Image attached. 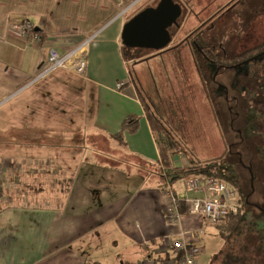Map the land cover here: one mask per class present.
Returning <instances> with one entry per match:
<instances>
[{
  "label": "crops",
  "instance_id": "crops-1",
  "mask_svg": "<svg viewBox=\"0 0 264 264\" xmlns=\"http://www.w3.org/2000/svg\"><path fill=\"white\" fill-rule=\"evenodd\" d=\"M136 7L131 0H0V159H25L42 171L40 185L59 193L42 205L0 210V264H140L166 238L190 243L203 233L197 217L175 225L165 218L167 186L185 195L162 168L129 70L137 61L123 55V28ZM26 20L42 38L38 47L18 33ZM95 32L84 77L60 70L15 96L51 49L64 55ZM131 117L139 128L123 133L121 144L114 136Z\"/></svg>",
  "mask_w": 264,
  "mask_h": 264
},
{
  "label": "rangeland",
  "instance_id": "rangeland-1",
  "mask_svg": "<svg viewBox=\"0 0 264 264\" xmlns=\"http://www.w3.org/2000/svg\"><path fill=\"white\" fill-rule=\"evenodd\" d=\"M137 1L142 2L135 13L160 2ZM176 2L187 11L183 10L178 27L170 30L175 37L168 50L131 49L129 61L137 63L129 70L151 116L163 128L161 137L168 134L179 147L174 150L180 160L177 164H215L232 181L229 187L239 190L243 221L228 240L220 238L215 225L204 221L203 233L190 241L203 251L198 264H264V55L256 58L253 53L242 61H248L242 67V62L225 63L234 68L221 69L215 83L216 66L209 68L200 47L184 42L210 19L197 38L202 51L217 58V66L222 65L219 60L255 49L264 43V0ZM25 163V159H0V210L59 198L58 192L40 185L42 171L36 174ZM175 184V188L183 186V179Z\"/></svg>",
  "mask_w": 264,
  "mask_h": 264
},
{
  "label": "built area",
  "instance_id": "built-area-1",
  "mask_svg": "<svg viewBox=\"0 0 264 264\" xmlns=\"http://www.w3.org/2000/svg\"><path fill=\"white\" fill-rule=\"evenodd\" d=\"M17 30L27 42L28 48L41 45L42 38L31 21H24L17 27ZM99 34V32L93 33L82 44L70 49L64 55L51 49L47 64L41 67L38 74L30 78L15 96L60 70L84 77L88 68L90 47ZM122 87L123 84H118L117 90ZM183 189L184 197L177 196L170 185L164 190L165 218L174 225L178 224L185 215L197 217L215 225L229 216H237L240 212L237 191L226 183L207 178H188L183 180ZM190 194H196L199 197H189ZM182 207H184L185 214L180 213ZM154 255L153 258L144 259L140 264H198L203 251L185 239L166 238L162 246L155 249Z\"/></svg>",
  "mask_w": 264,
  "mask_h": 264
},
{
  "label": "trees",
  "instance_id": "trees-1",
  "mask_svg": "<svg viewBox=\"0 0 264 264\" xmlns=\"http://www.w3.org/2000/svg\"><path fill=\"white\" fill-rule=\"evenodd\" d=\"M132 2H136L137 0H131ZM142 1L136 4H140ZM180 6H183L182 4ZM184 7V6H183ZM182 7V9H183ZM145 9V8H144ZM141 9L138 12L134 13L132 17H134L136 14H138L140 11L144 10ZM184 11L186 8L184 7ZM187 11V10H186ZM202 31L198 32L196 35L199 36L201 35ZM171 35L174 37V32H171ZM202 42V41H201ZM200 44V42H199ZM203 46V43H201ZM200 47V48H199ZM197 48H199L202 52V54L210 55L212 56L211 52H204L202 51L203 49L199 45ZM123 50V55L125 56L126 59H130V57L127 55L129 54V48L122 46ZM168 50V49H167ZM163 53V52H162ZM253 53H257L256 58H259L264 55V43H262L260 46L256 47L255 49L239 56L231 60H219L222 61V63H228V62H242L244 59H248L249 57L253 56ZM157 56V55H156ZM214 57V56H213ZM134 59V57H133ZM214 60H217L214 58ZM146 61V60H144ZM248 62V61H247ZM247 62H242L243 64ZM239 64V63H237ZM242 67V66H241ZM146 109H147V116L148 120L150 122L151 129L153 133L157 136V141L159 144V156H160V161L162 168H165V171L169 174V182H173L179 179H186V178H207L211 179L213 181H220L223 183H226L227 185L232 184V181L227 178L224 173L221 171L220 168H218L215 164L208 163V164H200V163H195V164H190L188 163L187 166L185 165L184 167H175L173 163V155H174V150L176 148L178 149L179 147L176 145V143L169 137L168 134L165 133L166 138L161 137V133L163 131V128L159 122L155 120L153 116H151L150 109L148 105L145 103ZM139 128V118L137 117H131L128 120H126L123 125H122V130L119 134L115 135L114 137L121 143L123 144V133L127 132L130 134H135ZM163 143H166L163 145ZM171 185V184H170ZM234 186V185H233ZM172 189V188H171ZM237 189V188H236ZM237 193H239V190L237 189ZM238 199L237 203L240 205V212L237 216H229L223 220H221L218 224H215V227L217 229V233L220 236L221 239L223 240H228L231 235L237 231L238 227L240 226L241 222L243 221V214H242V209L243 205L241 203V198L240 195L238 194ZM263 214L264 212L261 211ZM181 214H185L184 207L181 208ZM262 224H264V220L262 221ZM264 226V225H262ZM93 264H100V263H93Z\"/></svg>",
  "mask_w": 264,
  "mask_h": 264
},
{
  "label": "water",
  "instance_id": "water-1",
  "mask_svg": "<svg viewBox=\"0 0 264 264\" xmlns=\"http://www.w3.org/2000/svg\"><path fill=\"white\" fill-rule=\"evenodd\" d=\"M182 14L183 9L175 0H160L156 7L140 11L125 24L123 46L155 53L166 51L173 41L170 30L178 27Z\"/></svg>",
  "mask_w": 264,
  "mask_h": 264
},
{
  "label": "flooded vegetation",
  "instance_id": "flooded-vegetation-1",
  "mask_svg": "<svg viewBox=\"0 0 264 264\" xmlns=\"http://www.w3.org/2000/svg\"><path fill=\"white\" fill-rule=\"evenodd\" d=\"M175 2H176V0H175ZM177 3V2H176ZM210 22V19H208V21L206 22V23H203V24H201L195 31H193L192 33H190L188 36H187V38L184 40V42H190V43H192V45H195L196 47H198L200 44H199V39L197 38V37H195L197 34H198V32H200V31H202V30H204V28L208 25V24H210L209 23ZM174 37H175V35H174ZM174 37H173V40H174ZM204 41V40H203ZM200 54L202 55L201 57L205 60V62H206V64H208V67L210 68H214V66H216V69H214L215 70V72L213 73L212 72V81L213 82H215L216 83V77H217V75H219V73H220V71H221V69H230V68H234L233 66H228V65H225L224 63H222V65H220L219 64V66H217L218 64H217V60H214V58H213V56H210V55H206V54H202V52H200ZM217 59V58H216ZM222 62V61H221ZM248 63V62H247ZM247 63H245V64H243V63H240L241 64V66H244V65H246ZM237 65H239V64H236L235 65V67L237 66ZM205 67H207V66H205ZM220 87H222V86H220ZM222 90H225V89H223V87H222ZM244 104H245V102H244ZM244 183V182H243ZM251 196V194H248V196H247V198L249 199V197ZM247 204H249L250 205V203H249V201L247 200ZM253 206H256L255 204H252ZM257 207V206H256Z\"/></svg>",
  "mask_w": 264,
  "mask_h": 264
},
{
  "label": "bare ground",
  "instance_id": "bare-ground-1",
  "mask_svg": "<svg viewBox=\"0 0 264 264\" xmlns=\"http://www.w3.org/2000/svg\"><path fill=\"white\" fill-rule=\"evenodd\" d=\"M127 49H128V48H127ZM130 50H131V49H130ZM130 50H129V51H130ZM133 50H134V49H133ZM130 52H131V51H130ZM132 53H133V52H132ZM135 53H136V52H134V54H135ZM130 54H131V53H130ZM130 54H128V55H130ZM143 56H144V55H143Z\"/></svg>",
  "mask_w": 264,
  "mask_h": 264
}]
</instances>
